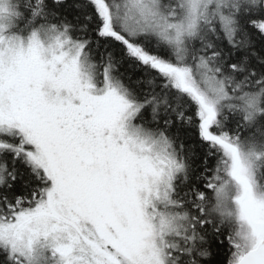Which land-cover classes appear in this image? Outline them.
Returning <instances> with one entry per match:
<instances>
[{
	"label": "snow or ice",
	"instance_id": "6c2138e0",
	"mask_svg": "<svg viewBox=\"0 0 264 264\" xmlns=\"http://www.w3.org/2000/svg\"><path fill=\"white\" fill-rule=\"evenodd\" d=\"M264 264V0H0V264Z\"/></svg>",
	"mask_w": 264,
	"mask_h": 264
},
{
	"label": "trees",
	"instance_id": "16d2710c",
	"mask_svg": "<svg viewBox=\"0 0 264 264\" xmlns=\"http://www.w3.org/2000/svg\"><path fill=\"white\" fill-rule=\"evenodd\" d=\"M222 258V255H217L215 249L213 248V256L210 258L209 264H217V261L221 260Z\"/></svg>",
	"mask_w": 264,
	"mask_h": 264
}]
</instances>
